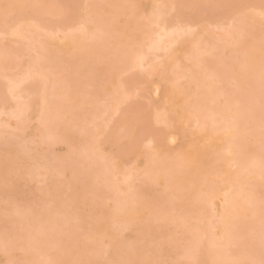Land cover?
Segmentation results:
<instances>
[{
	"label": "bare ground",
	"instance_id": "obj_1",
	"mask_svg": "<svg viewBox=\"0 0 264 264\" xmlns=\"http://www.w3.org/2000/svg\"><path fill=\"white\" fill-rule=\"evenodd\" d=\"M137 1L138 0L134 2L133 0L134 3H137ZM91 2L92 3L88 4V10H87L88 14H90V17L86 21V23L90 22L91 25L87 26L86 24L84 26L85 32L83 33L79 32L78 34L70 33L60 38L62 40V49L67 48L69 52L73 53L72 55L69 54L72 56L69 57L70 59L67 57L68 60H61L62 62L60 60L54 59L55 52H53L50 48L48 49L45 46V43L47 44L54 43V37L52 35H47L45 37L44 42L41 41L42 39L40 40V38L36 36L33 38L31 42L32 46L37 47L38 49V54L35 60H33L32 63L29 65V67L25 71L21 72L20 75L12 74L8 76L9 79H15L18 76L25 75V73L29 72L30 70L33 72L42 73V69L45 66H46L45 68H49L50 71L54 74V77L47 83L46 86L47 88H49V90L50 89L51 90L49 91V93H44L40 96V105H39V110L37 112L38 115L36 117L38 120V127L36 129L35 128L36 125H35L34 128L36 129V132H34L33 134L34 137L38 139L39 144H41L39 146H42L43 144L41 142L46 141L47 138L49 137L58 138L55 142L51 143L50 145L46 144L48 147L49 146L51 147L52 144L56 143L57 141L60 140V138L63 137L66 128L70 129L72 125L77 123V120L79 118L77 120L75 118L78 115L76 116L74 115V113L71 112L73 103H71L72 105H70V107H67V104L65 105L66 102L65 95L72 93V91L77 89V87H79L80 85H78V82H76L77 78L76 80L73 79L70 80L71 76H66V78L64 77L62 78L60 77V75L62 74L64 67H65V72L67 73V70L72 69L71 67L68 68L69 66L72 67L76 65H78L76 67L80 66L79 65L80 63H78L80 61L73 60L72 58L74 57H78L80 60L85 61V59H89L90 56L92 57V55H94L92 54L95 53L93 51H98V53L101 55L107 54L109 52L108 46L113 41L110 40L111 42L109 44H106V41H104L107 38L105 36L106 34L112 33L113 35L111 34L112 36H110V38L116 36L118 40L117 44L123 42L122 40L124 36L129 37L128 32L131 30H139L141 34V37L138 38V40L136 38L137 41L130 43V41L128 40V43L127 42L123 43L125 46L124 45H123L124 47L121 46L123 49L121 48V50L118 51V56L119 55L121 56L123 55V57L125 56L124 60H119V59L116 61L111 60L112 62L110 61V66L107 69V73H109L110 75L109 76L107 74V77L109 80L110 78L112 79L110 81L113 84L112 88L110 89L111 91L110 92L107 91L108 92L107 95L112 99V101L113 100L115 101V102L113 101L114 103L112 102L110 103L114 111L118 110L117 109L118 104L121 101H124V95L125 93L128 92L126 90V87L128 86L127 84L128 82H126V79L124 80L120 77L123 71H127L134 68L144 69L145 67H146L145 69H148L149 71H154V69H156L154 68V64H151L150 62L151 65H149V63L147 62L148 63V64L146 63L148 65L147 66L145 64V61L148 55L150 54L156 55L158 52L167 53L168 61H172L173 65L172 64L171 65L173 66V69L177 70L179 68V65L177 60H173L175 58L174 57L175 54L172 46L177 41H190L196 47L197 44L200 43L199 42L200 38L199 37L197 38V33L192 32L191 34H185L180 31H174L176 29L182 28L183 26L170 24L168 20L163 18L165 11H163L160 8L152 6L149 12V16L146 17L147 23L146 22L139 23L138 18L140 19V16H137L138 14L136 15V13L134 15V10L129 8L131 7L130 0H94ZM33 3L34 0H0V14L2 15V17L5 16L6 11L8 12V14L12 12H18V14L21 16V18L17 19V21L11 23L12 25L8 24L10 25L7 27L8 30L6 29V25L4 24L3 27L6 29L7 33L10 36H13L14 38H21L26 36L32 37L36 33H35V29L32 26H30V24H28L25 19V15L23 14L24 8L6 9L5 6L6 5L32 6ZM2 4L4 5L3 7ZM103 5L104 6L110 5V7H112L111 9V13L113 15L112 20L109 22L107 21V23L105 22V20L101 21V20H96V18L94 19L95 17L94 14L97 12V9L99 7H104ZM120 14H123L122 21L124 16L125 17L128 16L130 18L128 20L127 17L128 21H125L126 25L125 24L122 25L125 26L126 28L121 27V29H119V25L121 24V22H119L120 23L119 24L116 18L121 17ZM114 19L117 21L119 25L115 24ZM135 21L138 22V24L132 25V23ZM249 21H254V20L253 18L250 17ZM249 21L244 19V25H243L244 34L236 33V32L230 33L229 30H227L224 33V35H222V37L218 39L209 38V40L206 41V44L209 46L208 48L205 49L203 48V50L199 48L198 49L191 48L190 50H188L185 56L187 57V60L190 63L186 65L187 67L186 72L183 71L184 72L183 73L181 71V74L178 77H176V79H174L175 81L171 82L170 83L171 85L170 86L168 85V87H166L167 94H169L173 99L177 95V91H178V90L176 91L175 89L178 87V84L175 83L178 78L185 75L189 78L187 79L188 80L187 84H189V87L191 83H193L192 84L193 87H191L192 88L191 90L193 95L195 96V98L193 97L194 99L188 100L187 99L188 93L183 88L180 90V93L183 94L184 97L180 99V97L182 96L180 95L179 98L178 97L176 98L179 99L180 101L184 100L182 101L183 104L181 105L180 108L179 117L184 118L185 120L193 119L194 123L196 124L199 123L200 125L199 130H206L208 132H212L211 134H208V137L211 140V143L208 146V150H210L212 154L213 153L216 154V156L219 159H222L227 163L229 162L232 163L233 170L226 176V179L228 180V185L224 187L222 190L219 191L214 190V192H215V196L221 195L222 197L226 192L229 194L228 199L235 207V212L233 214L235 216V219L233 221L228 222L227 224L222 222L218 216L214 215L212 209V204L213 202H215V204L217 205V211H219L220 208L222 207V199L220 202L217 199L216 200L218 202L214 200L215 196L213 197L212 200L205 199V197L202 194L208 192L209 187L206 186L205 188H201V189L195 187L196 174L203 173L201 171L202 165L199 164L200 163L199 160L195 158L185 164L184 162L186 161L185 155L187 153L185 154V152L183 151L179 152L175 156H165V157L163 156L162 158L160 147L163 143V140L159 139L157 141L158 143L157 142L154 143L156 147L155 148L152 147V152L155 151L160 153L158 158L152 160L151 159L152 152L149 153V156L146 157L147 159L145 158L146 161L144 167L146 168L148 183L150 185L152 184V181L155 180L156 177H158L157 176L158 174H162L161 171L166 172L169 170L170 172L171 171L180 172V179H179L180 185L176 189V197L183 199L181 200L182 204L173 205L172 203L171 205L173 206L170 205L171 207H168L167 205L170 199L167 200L166 198H162V197L159 198L152 197L151 199L147 200L142 198V196H144V195L141 196V194L144 192L142 188L141 189L139 188L140 190H136V191H130L129 187L127 186L122 188V186H120V183H125L124 182L125 174L127 172L128 175H131L130 171L129 170L121 171L118 169V166L116 168H113L110 163L111 161L110 157L104 156L100 152H97L96 151L97 146L94 145V141L86 140L87 142L85 141L83 143L82 141V143H80L82 151L84 152L87 151V153L90 154L87 157H83L84 160L82 162H84V164L86 165V170L80 171L79 169H77L79 167L75 165L76 166V168L74 167L75 173L73 172L75 176L83 175V177L79 178L74 185L76 188H78L79 190L78 192H75L67 196L66 198L60 197L59 195L60 193L56 192L50 196L51 204L49 203L47 206H44L45 204H41L42 206L41 205L38 206L39 207L37 208L38 210H34L30 206L22 209L23 211L16 207L15 209L14 207L11 208L10 210L11 212L9 214H10V218L12 216L11 219L12 221L11 224L13 227L11 228L12 231H9L10 233L8 232L3 236H0V251L8 255V261L5 260L6 262H8L7 264H10V261H13V258L16 257V256L9 257L10 254L9 251L11 248H13L12 244L15 241H18L17 242L19 243L18 246H20V249H23L22 253L24 257L23 258L21 255L20 257L22 258L20 259V257L18 256L17 260L23 262L40 261L49 258H54V254L53 257H50L48 253V249L49 250L50 248L54 249L61 245L67 246L68 245L67 243H69V236L67 235L66 239H62L59 235V233H61L62 231L60 230L61 229L60 226L63 225L62 223H60V221H62L61 217L74 216L76 214V212L73 210L79 208L80 205L79 203L81 204L84 203L83 199L85 198L86 194L89 191L94 189L95 185L93 181L96 180L104 183V186L108 188V190H110V192L112 193L111 198L114 201V206L112 212L113 214L111 215V220L113 222V225L115 224L117 226L122 225L123 228L124 227L128 228L135 222L139 221L145 225L143 231L142 232L140 231V233L147 235V234H151L152 231L154 230L153 227L154 225L152 223H154L157 219L168 220V221L173 220L175 222L174 225L176 224V228L181 229L180 231H182V236L180 237V239L179 238L177 239L178 240L177 243L179 244L178 247L177 244L174 243L175 242L174 239L171 238L168 234L166 235V237L164 236L165 239L163 238L162 240L163 242L165 240V242L167 241L168 243L172 244V246L174 245L177 248H179L180 250L179 253L187 261V264H191V260L193 259V257L188 254L187 249L190 247L194 239L195 229L199 230V234L202 237V240L200 243L199 251L195 255L194 259L200 261L201 264H228V262L230 261H235L240 259L242 260L243 257H245V253L247 258L249 254L247 249L241 248L242 250L238 249V251L234 250L235 252H232V250H230V245L232 244L237 245V241H236L237 238L235 237L236 235L235 230L237 228V224L239 223L237 218L246 216L245 214L248 211L252 212V215L250 217L252 218L251 220L240 222L241 227H239L238 230L239 231L238 237L240 238L242 234H246L247 231L252 230L251 228L253 227L254 223H256L259 220V215L257 214V211L261 209V202H262V200L258 197L257 192H255L256 186H258V182H254V180L264 173V171H262V162H264V142H262L259 146L255 148H251L245 142V135L247 133L248 136L249 134L260 136L258 125L261 120V111L258 102L259 100L258 77L260 71L259 53L261 48V41L262 39H264V33H262L261 31V24L257 27H255L256 26L255 25L254 28L253 27L254 23L253 24L249 23ZM151 23L158 25V29L153 28L151 26ZM13 28H15V32L12 31ZM246 35L250 36V38L246 39L247 37ZM226 37L228 39H232L234 44L233 45L234 48L229 49L228 52L234 53L238 58V60L240 61L233 67L227 66L228 70H226V66L209 67L204 65L202 59L203 57L201 58L202 54L210 52L213 49H217V48L220 50L224 48L227 49L228 39ZM102 40L105 43H102L101 42ZM244 44H247L248 47L243 48ZM4 48L0 46V60H3L4 53L7 50ZM7 53L10 57L9 61L17 56V50H14L13 48L7 50ZM140 55L144 57V62L142 65L137 63V59H136L137 56ZM49 64L52 65L50 66ZM65 72H63L64 75ZM233 78L236 80L238 79V81H241L243 83L240 93L236 94V96L233 99L227 102L226 101L220 102V97L222 96V90L217 86L216 83L224 80L228 81L229 79H233ZM79 82L81 81L79 80ZM253 83H255L254 90L252 89ZM80 91L82 93L83 90L80 89ZM189 91L190 88L188 89V92ZM98 92H96L97 96L99 95L97 94ZM103 92L104 91H102V94H104ZM86 95L88 94L86 93ZM86 95L84 97L85 99L88 97ZM253 95L256 98L255 104H252L251 102V98ZM102 96L100 95V97ZM51 99H53V101ZM239 103H245L246 108L252 114L248 115L244 111H239L235 107ZM22 104L26 106V111L23 118L20 121H17L11 115V113L17 106V102L15 103L14 106L12 105L13 107L11 109H8V111H4L3 108L6 105L3 106L2 110H0V116L2 115L4 117L5 115H8L12 120L15 121V124L11 125L10 121H8L10 119L5 120L0 118V127H2L5 124H9L13 129H15L16 131L18 130L17 132L21 131L23 128H25L24 130H26L27 126L29 127V125L23 127V123H27L26 122L27 111L30 104L28 105L27 102L24 100H22ZM231 111L233 113H231ZM167 113H168L167 111L166 112L163 111V113H161V115H157L155 119L157 121H165L169 116L167 115ZM69 114L71 115L73 114L74 117L73 116L72 117L74 119L70 117L71 115L69 116ZM66 115H68L69 117ZM8 116H5L4 118H8ZM71 119H73V121L75 120L74 122L71 121L72 125L68 124ZM256 119L258 121H256ZM206 120H208L209 122L207 123ZM245 125H248V127L244 128ZM226 128L230 129V131L225 132L224 130ZM218 131L223 132L221 138H219L216 135V132ZM92 132L93 135H95L96 131H92ZM1 133L2 132L0 131V135ZM21 134H19L20 137L19 139L22 140L24 134L23 135ZM16 136L18 135L16 134ZM219 140L223 141L222 146H220V144H217L218 143L217 141ZM9 142L12 143L13 141H9V140L6 141L7 146L3 145V147L5 146L4 147L5 149L8 148L9 150H11L13 156L15 154H16L15 156H17L18 154H20V152L25 151L26 146L20 144V141L17 140L12 144L11 143L8 144ZM103 142L104 141H102V144ZM107 142L109 143V141ZM34 143L32 141L31 145H34ZM35 144L37 146L38 143L36 142ZM106 144L104 143L103 146H105ZM31 145H29L30 148ZM46 147L44 144V150ZM109 147L108 149L110 150ZM186 148L191 151V154L193 155L195 154V156L197 154L198 155L200 154V149L201 152L203 153L202 147L200 149L199 147L196 149L195 145L193 146V144L190 143L186 145ZM109 150L106 152L111 151ZM114 150L112 154H114ZM229 152L231 153L230 154L231 156L227 157ZM25 153L26 152H24V154ZM163 153L165 154V152ZM202 153L201 155L204 154ZM207 153L208 151L205 152V154ZM55 155H52L53 156L51 158L52 160L50 158L48 159L46 158L47 161H45V158L43 157L42 159L39 158L40 161L38 159L39 162L36 161L37 163L35 164L31 163V166L30 165L28 166V173L31 172L33 173V171L40 173L41 170H45L48 172L50 167H56L55 169H57V167H59L63 162V159L61 158V156H58V154ZM41 156L44 155L41 154ZM0 158H1L0 176L5 178L6 172L8 170L5 167V161L6 160L11 161V160L4 159L2 158V156ZM28 159H30V157ZM50 163H52V165ZM84 164L81 165L82 168ZM29 168H31L30 169L31 172L29 171ZM60 171L62 173V170ZM160 179L159 180L157 179L156 181L157 184L158 181H161ZM1 181H3V179H1ZM3 182H8V179ZM199 185L202 184L199 183ZM54 190L58 191L57 189ZM93 192L95 191L93 190ZM2 194L7 196L6 194L8 193L6 191H3L2 189L0 195ZM179 208L181 209L178 212V214H176L174 217L170 215L172 210ZM78 213L81 214L80 212ZM90 216H92V214ZM81 217L82 214L80 215V218ZM96 217L98 218V216ZM187 217L192 218L194 222L189 224L187 223L186 225L185 219ZM214 217L216 218L215 221L212 219ZM97 218L93 220L94 221L92 225L93 227L90 228V231L87 230L84 235L85 237H88L89 235L94 237V240L92 242H89L84 238L82 240L79 237L74 236L75 240L73 241V243H75L76 241L80 243V247L77 250V253L82 259L87 260V259H91L95 255H98L97 253L100 250L99 248L100 246L97 245L98 243H96V240L98 238L95 239V237L97 235L98 236L102 235L104 237L108 236L110 240L114 237L110 232L107 231V227L105 225L106 224L105 219L103 217L98 219ZM216 228L218 232L215 231ZM137 247L131 244H128L124 247L119 246L117 248L113 246L111 250L112 254L110 258L112 259L115 258L119 262L133 261V260L146 258L139 254L138 249L140 247L138 248ZM243 251L245 252L243 253ZM1 252H0V258L1 256L3 257ZM150 258L153 260L152 257ZM2 262L6 263L4 262V260Z\"/></svg>",
	"mask_w": 264,
	"mask_h": 264
},
{
	"label": "rangeland",
	"instance_id": "obj_2",
	"mask_svg": "<svg viewBox=\"0 0 264 264\" xmlns=\"http://www.w3.org/2000/svg\"><path fill=\"white\" fill-rule=\"evenodd\" d=\"M91 1L94 0H34L33 5L24 8L23 11L27 23L35 29L36 34H34L35 36L33 35L32 37L26 36L21 38H14L13 36H10L7 33L6 29L3 27L5 24V16L2 17V15L0 14V46H2L3 48L5 47L4 49L7 50H10L12 48L14 50H17V56L9 61V72L7 75V79H9L8 76L12 74L20 75V73L25 71L32 63V61L35 60L38 54V49L37 47L32 46L31 42L36 36H38L40 40L42 39L41 41L43 42L47 35H52L54 37V43H45V46L55 52V60H68L69 57H72L71 55L73 53L69 52L67 48L62 49V40L60 38L70 33L78 34L79 31H75L74 29H76L80 24H83L84 26L86 24L87 26L91 25L90 22L86 23L87 19L90 17V14H88L87 10L88 4L92 3ZM134 2H136V0H134ZM134 2L133 0H130V5L132 8H129L134 10V15L136 13V15L138 14L137 16H140V19L138 18L139 23H147L146 17L149 16V12L152 6L157 7L165 11L163 18L168 20L170 24L181 26L187 25L194 29L193 32L197 33V38H200V43L197 44L196 47L190 41H177L172 46L175 54V58L173 60H177L179 65V68L177 67V70L173 69V62L168 61L167 53L158 52L156 55H148V57L150 58L147 57L145 61V64L147 62L149 63V65L154 64V68H156L154 69V71H149L148 69H145L146 67L144 69L134 68L127 71H123L120 77L124 80L126 79V82H128V86L126 85V90L128 92L138 93V95L133 99L132 102L125 103L124 101H121L118 104V110L116 111L112 109L110 104L111 102L114 103L115 101L113 100V102L112 99L107 95V91L110 92V89L113 85L110 81L112 79L109 77V80L107 77V74L109 75V73H107V69L110 66L111 60H124L125 56H118V51L125 46L123 43H128V40L130 41V43L137 41L138 38L141 37L139 30L129 31V37L124 36L125 39L123 37V42L119 44H117L118 40L116 36L110 38V36H112L113 34H106L105 36L107 38L106 40H104L106 41V44H109L111 41H113L108 46L109 55L108 53H104L105 55H101L98 53V51H93L95 52L92 53L94 55H92V57L90 56L89 59H85V61L80 60L78 57L72 58L73 60H79L80 62L78 63H80V66H67L68 68H72L71 70H67V73L65 72L64 67V70L62 71L63 75L61 74L60 77L66 78V76H71L70 80H76L77 78L76 82H78V85L80 86L77 87V89H75L74 91H72V93L65 95V105L67 104V107H70V105H72L71 103H73L71 112L74 113V115L79 116L75 118L76 120L79 118V121L77 120V123L75 122L76 124L72 125L71 123L75 121H73L74 115L69 114V116L71 115L70 117L73 116V119H71L68 123L72 125V127L70 129L66 128L63 137L60 138V140L56 143L52 144L51 147H48L45 144V147L47 146L45 148L46 151L44 150V144L40 146L41 154L44 155H40V159L44 157L45 161H47L46 158L51 159L53 157L52 155L55 154H58V156H61V158L63 159V162L59 167H57V169H55L56 167H50L48 172L45 170H41L40 173L35 171H33L32 173L30 171L31 168H29V171L31 173H28V166H31V163H37L36 161L38 160H36L35 162H30L31 158L28 159V155H25L26 153L24 154L25 151L20 152V154L16 152L18 155L15 156V154L13 156L11 150H9L8 148H4L5 146H7L6 141L8 140L13 141L12 143L18 140L20 141V144L28 148H30L29 145L32 144V141L34 143L36 140V142L38 143L37 145H41L39 144L38 139H36L33 135L38 127V120L36 117L38 115L37 112L39 110L40 105V96L44 93H49V91L51 90H49V88H47L46 86L47 83L54 77V74L50 71L49 68H45V66L42 69V73L44 74L46 79L28 80L23 85L18 95L22 96V100L26 101L28 105L30 104L27 111V123H23V127H26V125H29V127L27 126L28 128L26 127V130H24L25 128H23L19 132H17L18 130H15L14 132L8 131V138H6V136L4 135L5 129L3 127H0V131L2 132L0 135V157L2 156V158L10 159L11 161L22 162V167H18L15 172H10L9 169L7 170L5 178L7 176L8 182H3L6 179L0 176V192H2L3 189V191H6L8 193L6 194L7 196L3 194L0 195V236L5 235L9 231H12V216L10 218L9 214L11 212L10 210L12 207H14V209L16 207L22 210L25 207L30 206L32 209L38 210L37 208H39L38 206H40L41 204H45L44 206H47L50 203V196L56 192L60 193V197L66 198L67 196L79 191L78 188H76L74 185L79 178L83 177V175L75 176L73 172L76 166L79 167L77 169H79L80 171H85L86 165L84 164V162H82L84 160L83 157H87L88 155H90L89 153H87V151H82L80 144L82 143V141L83 143L86 140L94 141V145L97 146L96 151L100 152L104 156L110 157L111 159V155L113 156L112 152L114 149V153L116 152V144L118 143V138L120 136L121 130L129 127L132 129L135 135L122 150H119L120 163L118 165V169L121 171L129 170L131 174V179L127 183H120V186H122V188L127 186L129 187L130 191H136L142 188L144 192L142 191L143 193L141 194V196L144 195L142 196V198L147 200L151 199L152 197H162L166 198L167 200L170 199L167 204L168 207L182 204L181 200L183 199L176 197V189L180 185V172H170L168 170L166 171V173L165 171H161L162 174H158V177H156L155 180L152 181L151 185L148 183L147 173L145 171L146 168L144 167V164L147 159L146 157H148L149 153L152 152V147H156L154 143H156L159 139L163 140V143L160 147L161 150L163 149V151H161L162 158L163 156H175L179 152L183 151L185 152V154L187 153L185 155V164L195 158L199 160V164L202 165L201 171L203 173H197L195 176L196 188L201 189L205 188L206 186L209 187V185H211L214 190L219 191L228 185V180L226 179V176L233 170V166L231 162L227 163L224 160L219 159L216 154H212V152L208 150V146L211 143L208 134H211L212 132H208L206 130H199V127H197V124L194 123L193 119L185 120L184 118H181L176 115L177 109L181 108V105L183 104L182 101H184L176 99L177 97L179 98L180 95H182L180 93V90L182 88L188 93V100L195 98L191 90V87H193V83H191L189 87V84H187V79L189 78L187 76L184 75L178 78L175 82L178 84V87L175 88L176 91H178L177 95L173 99L169 94H167L166 87H168V85L170 86V83L175 81L174 79H176V77L181 74V71L186 72V65L190 63L187 60V57L185 56L186 52H188V50H190L191 48H199L202 50L203 48H208L209 46L206 44V41H208L209 38L218 39L222 37V35H224V33L228 30L227 25L228 23H230L234 15L246 13L247 15L244 19L249 21V18L251 17L254 20V24L252 23L253 27L255 25V27L259 26L261 23L258 13L264 10V0H138L137 3ZM173 5H176L177 7H175L174 9L172 7ZM3 6L4 5L2 4V7ZM111 9L112 7H110V5L99 7L97 9V12L94 14L95 17L93 16L94 19L96 18V20L101 21L105 20L106 23L107 21H111L113 16L111 13ZM122 15L123 14H120L121 17H118L119 19L116 18V20H118V23L121 22V24L119 23L121 26L114 19L115 24L119 25V29H121V27L126 28L122 25L126 23L125 21H128L130 19L128 16H124L122 21ZM9 16L11 17V19L9 20V24L14 23L15 21H17V19L21 18L18 12H12L9 14ZM137 24L138 22L136 21L132 23V25ZM151 26L155 29H158V25L154 23H151ZM5 33H7L6 36L4 35ZM246 36V39L250 38V36ZM101 42L105 43L103 42V40ZM233 45V40L228 39V48H224L227 53L224 49L220 50L217 48L213 49L210 52L202 54L201 58L203 57V64L209 67L226 65L229 67L235 66L240 60H238L234 53L228 52L229 49L234 48ZM245 47H248V45L244 44L243 48ZM0 61V110H2L3 106L6 105L3 110L8 111V109H11L15 105L16 101L12 99L8 91L9 84L7 83V79L3 70L4 60ZM49 65L51 66L52 64ZM63 72H65V75ZM79 80L81 82H79ZM216 84L222 90L220 102H227L233 99L236 94L240 93L241 87L243 86V83L241 81H238V79L236 80L234 78L229 79L228 81L224 80L221 82H217ZM185 85L187 86V88ZM189 88L191 94L190 91L188 92ZM80 89L83 90L82 93ZM102 91H104L103 93L105 95L102 94ZM96 92H98V96L96 95ZM86 93L88 95H86ZM85 95L88 96L86 99L84 98ZM100 95L103 96L100 97ZM149 99L154 101L151 110H149L147 104ZM180 99L182 98L180 97ZM37 100L39 103L37 102ZM51 100L53 101V99ZM235 107L239 111H244L248 115L252 114L246 108L245 103H239ZM165 110L168 112L167 115H169L167 119L165 121H157L155 119L156 116L161 115L163 111L166 112ZM174 110L176 114L174 113ZM117 112L119 113V115H117ZM231 113L233 112L231 111ZM4 117L2 115L0 116V118L5 120L10 119L8 121H10L11 125L15 124V121L12 120L9 116L8 118ZM256 121L258 120L256 119ZM206 122L208 123L209 121L206 120ZM258 126L260 127V123ZM246 127H248V125L244 126V128ZM11 129L13 128L11 127ZM92 131H96V133L94 132L95 135H93ZM15 133L18 136H16ZM19 134H24V137H22L25 140L23 138L22 140L19 139ZM222 134V131L216 132V135L219 138L222 137ZM29 140L31 141V143ZM69 140L73 141L72 147L75 149V153L73 156V170H69L66 167L65 163V157L68 151L67 141ZM102 141H104L103 144ZM107 141H109V143ZM217 142V144H220V146L223 145L222 140H219ZM245 142L251 148H255L259 146L262 142H264V139L262 140L261 135L258 136L254 134H249L248 136V134L246 133ZM10 143L11 142H9L8 144ZM35 143L34 145H31V147L36 146ZM104 143L107 144L103 146ZM189 143L193 144V146L195 145L196 149L198 147L199 149L202 147V151L204 154L201 152V149L199 155L197 154L195 156V154H191V151L186 148V145ZM3 145L5 146L3 147ZM149 145H151V147H149ZM108 147L111 151L108 149ZM108 150L110 152H106ZM43 151L45 154L43 153ZM206 151H208L209 154H205ZM163 152H165L166 155ZM201 153L203 155H201ZM199 156L203 158H200ZM230 156L231 155L229 154L227 155V157ZM52 163L50 164L52 165ZM82 164H84L83 168L81 166ZM203 166L205 170L203 169ZM59 169L62 170V173ZM159 176L161 177V179ZM1 179H3V181H1ZM157 179L161 180L158 181V184L156 183ZM254 182H258V186H256L255 192H257V195L261 200H264V173L261 176L257 177ZM93 183L95 185L94 189H92L86 194L84 198L85 200L83 199L84 203H79V208L73 210L76 212V214L74 216L61 217L62 221H60V223H62L63 225L60 226V230L62 231L61 233H59V235L62 239H66L67 235L77 236L82 240L83 238L85 239L84 235L87 230L90 231V228L93 227V220L97 218L96 216H98V218L103 217L106 221L105 225L107 227V231L110 232L114 237L110 240L108 236L104 237L102 235H95V239L98 238L96 240V243H98L97 245L100 246V249L102 246L104 254L100 255V257L99 254L95 255L91 258V260H108L111 262H119L115 258H110L112 254V247H124L128 244H131L135 247L138 246L140 248L154 245L150 257H152L154 261H159L160 264H187V261L180 255L179 248H177L179 245L177 243V239H180V237L182 236V231H180L181 229L176 228V224L174 225L175 222L173 220H171V222L168 220L157 219L154 223H152L154 225V230L151 234L147 235L140 233V231H143L145 225L139 221L135 222L128 228H123L122 225H113V222L111 220V215L113 214L112 212L114 206V201L111 198L112 193L110 192V190H108V188L104 186V183L97 180L93 181ZM199 183L202 185L204 183L205 184L202 186L199 185ZM54 189H57L58 191ZM93 190L95 192H93ZM222 198L223 197L221 195H216L214 200H218L220 202ZM172 203L173 205H171ZM180 209L181 208L172 210L170 215L174 217L176 214H178ZM78 212L82 214V219L80 218L81 214H79ZM260 212L261 209L257 211L259 219ZM91 214L92 216H90ZM245 215L246 216L244 217L237 218V220L239 221V223L237 224L238 229L236 228L235 230L237 245H230V250H232V252H235L236 250L238 251V249H246L244 244L240 242V238L238 237V230L239 227H241L240 222L249 221L252 219L250 218L252 212L248 211ZM212 219L214 221L216 220L215 217ZM185 222V224L187 225V223H192L194 222V220L192 218L187 217L185 219ZM251 229L252 230L247 231V233H255L254 239L256 240V247L258 248L259 220L254 223ZM215 231H217V228ZM167 234L174 239V243L177 244V247L174 245L172 246V244L168 243L167 241L165 242V240L163 242L162 239L164 238V236L166 237ZM17 242L18 241H15L12 244L13 248H11L9 251V257L16 256L15 258H13V260L16 261H18V256L20 257L22 255L23 257V249H20V246H18L19 243ZM52 249L53 248H50V250L48 249V253H51ZM245 251H243V253ZM1 254L3 255V257L1 256L0 258V264H7L8 262H6L5 260L8 261V255L4 252H1ZM77 256H79L78 253ZM22 257H20V259ZM243 259H246V253ZM3 260L6 263H3Z\"/></svg>",
	"mask_w": 264,
	"mask_h": 264
},
{
	"label": "snow or ice",
	"instance_id": "obj_3",
	"mask_svg": "<svg viewBox=\"0 0 264 264\" xmlns=\"http://www.w3.org/2000/svg\"><path fill=\"white\" fill-rule=\"evenodd\" d=\"M5 7L7 9V8H26L30 6L29 5H6ZM172 7L175 9V7L177 6L173 5ZM246 15H247L246 13H241V14L234 15L232 17L230 23H228L227 25L230 33L236 32V33L243 34L244 18ZM258 15L260 17L261 31L262 33H264V10L260 11ZM10 19L11 17L6 11L5 12L6 29L8 27ZM249 23H254V21H249ZM74 30L82 32V33L85 32V28L83 24H80ZM12 31L15 32V28H13ZM174 31H180L185 34H191L194 31V29L186 25ZM4 35L6 36L7 33H5ZM259 56H260V71H259V77H258V86H259L258 102H259L260 111H261L259 131H260L261 138L264 139V39H262L261 41V48H260ZM9 59L10 57L6 50L4 53V57H3V60H4L3 70L5 73L6 79H7V75L9 72ZM136 59H137V63L141 65L143 64L144 57L142 55L137 56ZM226 70H228L227 65H226ZM33 79H46V77L44 76L43 73L33 72L30 70L29 72L25 73V75L23 76H18L15 79H7V83L9 84V89H8L9 94L11 95L12 99L17 102V106L13 110L11 115L17 121H20L23 118L25 111H26V106L22 104V96L18 95V93H20V90L22 89L23 85L28 80H33ZM252 89L253 90L255 89V83L252 84ZM137 95L138 93H134V92L125 93L124 102L125 103L132 102L133 99ZM149 95H150V91H149ZM181 98H183V94ZM251 102L252 104L256 103V98L254 95L251 98ZM147 104H148L149 110H151V107L153 106L154 101L149 99ZM117 115H119L118 112H117ZM179 115H180V109H177V116ZM2 127L5 129L4 135L6 137L8 135V131H13V132L15 131V129H11V126L9 124H5ZM197 127H200L199 123H197ZM224 131L228 132L230 131V129L226 128ZM134 135L135 133L132 131L130 127L121 130L120 136L118 138V143L116 144L117 151L113 154L111 161H110L111 166L113 168H116L120 163L119 150H122L126 146V144L134 137ZM57 139L58 138L49 137L47 138L46 141H42V144L50 145L51 143L55 142ZM72 144H73V141L69 140L68 145H67L68 151L65 157L66 167L69 170H73V164H74L73 156L75 153V149L72 147ZM149 147H151V145H149ZM161 151H163V149ZM25 152L31 158L30 162H35L36 160L40 158V155H41L40 146L38 145L33 146L31 148L25 147ZM159 154L160 153L153 151L151 155V159L155 160L156 158H158ZM228 154L230 155L231 153L229 152ZM5 167L9 169L10 172H15L18 167H22V162L6 160ZM262 171H264V162H262ZM5 179L7 180V176ZM130 179H131V176L128 175L126 172L124 182L127 183ZM202 195L205 197V199L212 200L213 197L215 196L214 188L211 185H209V191L206 193H203ZM228 195L229 194L227 192L224 194L222 198V207L220 208L219 211H217V205L215 204V202H213L212 204L214 215L218 216L219 219L225 224L235 219V216L233 215L235 212V207L229 201ZM254 236H255L254 232L242 234L240 236V242L244 244L249 254L246 259L230 261L228 262V264H264V200H262L261 202V212H260V219H259V247H258V250L256 247V240L254 239ZM85 239L88 240L89 242H92L94 240V237L89 235L88 237H85ZM74 240H75V237L72 235H69V243L67 246L61 245L57 248L52 249V252L49 253V255L50 257H53V254H54V258H49V259L40 260V261H24V262L13 260V261H10V264H160L159 261H154L150 258L154 245L145 246V247L138 249L139 254L146 258L139 259V260H133V261L111 262L108 260H103V261L91 260V259L86 260V259L79 258V256H77V250L80 247V243L78 241L73 243ZM201 240H202V237L199 234V230L195 229L194 239L190 247L187 249L188 254L193 257V259L191 260V264H201L200 261L194 259L195 255L199 251ZM97 254L103 255L104 250L101 248Z\"/></svg>",
	"mask_w": 264,
	"mask_h": 264
}]
</instances>
